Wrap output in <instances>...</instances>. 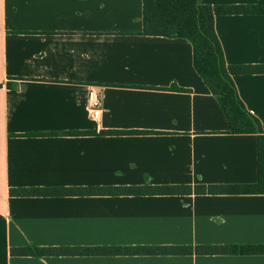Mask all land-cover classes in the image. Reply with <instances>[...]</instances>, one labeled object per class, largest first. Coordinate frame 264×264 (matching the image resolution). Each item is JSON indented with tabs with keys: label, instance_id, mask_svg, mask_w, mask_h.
<instances>
[{
	"label": "crops",
	"instance_id": "obj_1",
	"mask_svg": "<svg viewBox=\"0 0 264 264\" xmlns=\"http://www.w3.org/2000/svg\"><path fill=\"white\" fill-rule=\"evenodd\" d=\"M213 23L227 65L264 64V15H216ZM192 55L186 39L142 34V0H0V264H264L263 254H10L20 247L264 244V195L8 194L255 183L256 135L227 132ZM232 81L264 123V74ZM90 90L99 95L98 119Z\"/></svg>",
	"mask_w": 264,
	"mask_h": 264
},
{
	"label": "trees",
	"instance_id": "obj_2",
	"mask_svg": "<svg viewBox=\"0 0 264 264\" xmlns=\"http://www.w3.org/2000/svg\"><path fill=\"white\" fill-rule=\"evenodd\" d=\"M264 15V0L253 5H203L199 0H142V34L183 38L192 46L196 73L217 100L230 134L256 135V182L235 185H161L108 187L11 188L10 196L251 194L264 195V123L240 100L232 76L264 74V64L227 65L214 31L216 15ZM175 90H181L172 87ZM108 133L120 134L122 131ZM250 255L263 254L264 244L67 246L11 248L13 256L76 255Z\"/></svg>",
	"mask_w": 264,
	"mask_h": 264
},
{
	"label": "built area",
	"instance_id": "obj_3",
	"mask_svg": "<svg viewBox=\"0 0 264 264\" xmlns=\"http://www.w3.org/2000/svg\"><path fill=\"white\" fill-rule=\"evenodd\" d=\"M87 100L89 104V111L94 119H98L101 114V106L99 95L96 91L90 90L87 95Z\"/></svg>",
	"mask_w": 264,
	"mask_h": 264
}]
</instances>
